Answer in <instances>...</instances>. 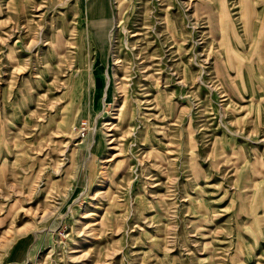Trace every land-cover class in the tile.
<instances>
[{"label":"rangeland","instance_id":"obj_1","mask_svg":"<svg viewBox=\"0 0 264 264\" xmlns=\"http://www.w3.org/2000/svg\"><path fill=\"white\" fill-rule=\"evenodd\" d=\"M253 1L0 0V264H264Z\"/></svg>","mask_w":264,"mask_h":264},{"label":"bare ground","instance_id":"obj_2","mask_svg":"<svg viewBox=\"0 0 264 264\" xmlns=\"http://www.w3.org/2000/svg\"><path fill=\"white\" fill-rule=\"evenodd\" d=\"M253 0H237V7H238V14H239V20H240V23H241V27H242V31H243V36L245 38L246 41H249L253 38V26H254V23H255V19H256V12H255V9H254V6H253ZM21 5V4H20ZM98 5V4H97ZM96 7V6H95ZM95 9V8H94ZM225 9V3L223 1H221V13H222V16L223 18L226 20L227 22V25H228V28H229V21L226 17V14L223 13V10ZM98 10V9H97ZM94 11V10H93ZM93 11H87L88 13H86V16L88 18L90 17H95V13ZM96 11V10H95ZM208 12V11H207ZM93 26H95L93 24ZM97 28H99V26H97ZM89 30V28H88ZM89 33L90 30H89ZM100 35L101 32H99ZM61 37L58 38V44L61 45ZM257 42V41H256ZM256 42L254 43V45H257ZM228 45V44H227ZM258 46V45H257ZM229 47V46H228ZM260 50V57L262 59H264V55H263V51L262 49H259ZM107 60V59H106ZM233 62L235 63L233 66L235 65H238V62H240V59L238 56L234 55L233 56ZM219 63V62H218ZM218 63L216 62L215 63V66L218 67ZM229 64V63H228ZM224 65V64H223ZM223 65H220L218 68H221L224 69L225 66L223 67ZM230 65V64H229ZM232 65V64H231ZM230 65V66H231ZM108 79H109V76H108ZM110 81H112L111 79V76H110ZM110 88H112V85L109 86ZM257 162V161H256ZM256 167V166H254ZM256 169V168H255ZM259 172V171H258ZM258 174V173H257ZM256 177V176H255ZM102 223V222H101Z\"/></svg>","mask_w":264,"mask_h":264},{"label":"crops","instance_id":"obj_3","mask_svg":"<svg viewBox=\"0 0 264 264\" xmlns=\"http://www.w3.org/2000/svg\"><path fill=\"white\" fill-rule=\"evenodd\" d=\"M246 86V84H245ZM241 89H244V90H249V91H252L254 90L253 88L251 87H241ZM257 90H260L261 93L264 94V87H262L261 89L258 87H256ZM251 95V93H250ZM226 144L228 145H231L232 144V141H227ZM256 154H257V151H254ZM231 153V151H230ZM257 161V162H256ZM262 160L257 156L255 155V157H252L251 159V164L254 163L255 166H257L258 163H260ZM257 188V193H254V197L252 198V212L255 213H259L262 211L261 207L264 206V184L263 183H257V186L255 187V190ZM263 205V206H262ZM198 208V215L200 214H204L205 211L208 210V208L204 206L202 207H197ZM24 248V247H22ZM25 249H26V246H25ZM23 255V252L22 253H19V256L21 257Z\"/></svg>","mask_w":264,"mask_h":264}]
</instances>
